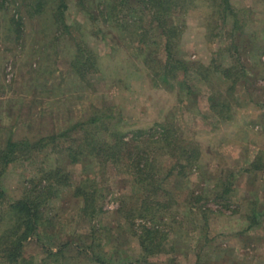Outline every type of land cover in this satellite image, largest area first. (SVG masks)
Segmentation results:
<instances>
[{"label":"rangeland","instance_id":"1","mask_svg":"<svg viewBox=\"0 0 264 264\" xmlns=\"http://www.w3.org/2000/svg\"><path fill=\"white\" fill-rule=\"evenodd\" d=\"M58 1L0 0V264H264V0H64L61 22ZM90 119L133 143L153 186L130 163H72L84 130L46 139ZM57 169L70 180L11 262L9 206ZM145 226L164 235L148 255Z\"/></svg>","mask_w":264,"mask_h":264},{"label":"trees","instance_id":"2","mask_svg":"<svg viewBox=\"0 0 264 264\" xmlns=\"http://www.w3.org/2000/svg\"><path fill=\"white\" fill-rule=\"evenodd\" d=\"M152 3L155 4H165V0H150ZM59 7H57V15L56 20L58 22H61L63 12L65 11V2L64 0H59ZM100 119H90L87 124H78L74 125L73 127L66 130L64 133L60 134V136L57 137H48L46 139L52 141L53 143L58 138H65L66 136H70L72 133H80V130H84L85 134L84 136H81L79 139L76 140L75 149L72 147L68 148L69 157L72 160V163H78L80 162L81 158H87V157H94L98 158V161L100 164H111L113 166L124 163L128 164L130 163L132 166V170L134 172V176L136 177V182L140 185L143 189H148L151 186L154 185V176H151L152 173L149 168V162L145 158V156L140 152L136 151L134 149V145L132 142H127L121 140H108V141H102L98 140L96 136L93 137L91 133H89L88 126L95 124ZM79 130V131H78ZM159 137L157 138V141L160 143L164 140V134H158ZM46 139H41L36 143V145L41 144ZM19 143H9L8 148H10V152L14 154L16 148H18ZM35 146V145H34ZM6 156V157H4ZM4 157L5 164L9 161L8 155H1L0 159ZM7 159V160H6ZM52 174V181H49V178L47 179V183L40 189H35L34 193L36 195L29 199L28 197H25L24 199L18 200L15 203L11 204L10 211L13 213L14 225L12 229L7 230L2 238H9L10 247H8V260L11 262H16L19 256L21 255V250L23 247V243L27 241L28 239L32 237H36V234L40 231L42 227L43 220L41 219V211L40 208L44 205L45 201H48L50 199V196H52V190H55V187H58L61 185L66 186L69 182V177H66V175H63V173L60 170H55ZM165 179H163L164 181ZM88 180H84L82 184L77 186L75 188V194L78 196H82L84 199V203L87 204L89 202L93 203L94 201V191L90 187L87 186ZM149 196H146L140 204V207L137 206L138 203L135 205V208L131 211L132 213H128V209H124L126 214V219L131 222L133 220L134 215L133 213H137V218L139 220L143 221L148 216V208H150L151 204L148 201ZM157 205V204H156ZM127 208V207H125ZM129 211V212H130ZM128 213V215H127ZM153 214L151 213L150 217H152ZM142 235L140 236V246L142 249L143 254L146 255L153 252V250H159L162 248L161 246L164 235L160 234L158 230L155 229V227L148 228V227H142ZM146 260V259H144ZM128 264V263H124Z\"/></svg>","mask_w":264,"mask_h":264}]
</instances>
